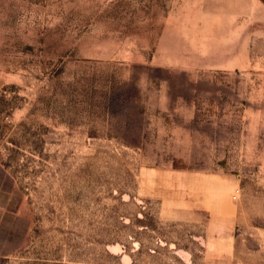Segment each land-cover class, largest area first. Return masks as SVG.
Returning <instances> with one entry per match:
<instances>
[{"label":"rangeland","instance_id":"374dc122","mask_svg":"<svg viewBox=\"0 0 264 264\" xmlns=\"http://www.w3.org/2000/svg\"><path fill=\"white\" fill-rule=\"evenodd\" d=\"M0 264H264V0H0Z\"/></svg>","mask_w":264,"mask_h":264},{"label":"built area","instance_id":"2783aa9c","mask_svg":"<svg viewBox=\"0 0 264 264\" xmlns=\"http://www.w3.org/2000/svg\"><path fill=\"white\" fill-rule=\"evenodd\" d=\"M237 192H238V189L237 188H234L233 191H232V193H231V197L232 198H235Z\"/></svg>","mask_w":264,"mask_h":264}]
</instances>
